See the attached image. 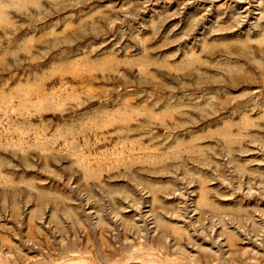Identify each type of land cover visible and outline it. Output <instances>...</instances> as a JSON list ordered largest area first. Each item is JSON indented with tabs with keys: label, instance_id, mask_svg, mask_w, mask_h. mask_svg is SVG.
<instances>
[{
	"label": "rangeland",
	"instance_id": "374dc122",
	"mask_svg": "<svg viewBox=\"0 0 264 264\" xmlns=\"http://www.w3.org/2000/svg\"><path fill=\"white\" fill-rule=\"evenodd\" d=\"M0 264H264V0H0Z\"/></svg>",
	"mask_w": 264,
	"mask_h": 264
}]
</instances>
